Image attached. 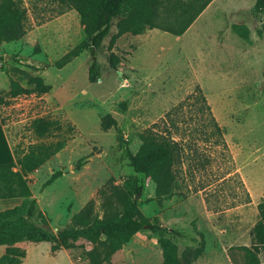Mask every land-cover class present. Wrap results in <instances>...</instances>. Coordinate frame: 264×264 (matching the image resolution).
<instances>
[{
    "label": "rangeland",
    "instance_id": "374dc122",
    "mask_svg": "<svg viewBox=\"0 0 264 264\" xmlns=\"http://www.w3.org/2000/svg\"><path fill=\"white\" fill-rule=\"evenodd\" d=\"M22 1L29 10L27 34L0 44V134L18 151L39 142L66 144L27 176L30 197L0 203V257L11 245L25 251L21 264H89L86 252L93 245L84 240L52 252L54 243L41 235L4 228L13 224L57 238L89 201L98 209V191L111 179L138 189L141 213L166 229L179 255L201 248L192 264H241L234 248L250 245L264 201V16H253L255 0H217L181 37L158 29L118 36L116 19L95 58L82 48L87 40L75 11L49 17L51 0ZM36 16L46 19L38 24ZM73 50L79 55L58 68L56 62ZM111 54L118 58L116 69L109 67ZM93 60L101 76L90 83ZM6 71L24 87L30 74L51 89L10 100ZM197 89L222 138L204 133L211 127ZM177 106L182 109L174 116L179 131L173 136L182 139L185 158L176 195L158 204L154 183L132 170L126 151L135 153L139 135L163 128ZM104 115L116 121L106 132L100 128ZM38 121L50 126L44 136L35 131ZM161 263L157 236L148 227L110 262Z\"/></svg>",
    "mask_w": 264,
    "mask_h": 264
},
{
    "label": "trees",
    "instance_id": "16d2710c",
    "mask_svg": "<svg viewBox=\"0 0 264 264\" xmlns=\"http://www.w3.org/2000/svg\"><path fill=\"white\" fill-rule=\"evenodd\" d=\"M212 0H51L54 10L49 11V17L60 16L68 11H75L79 24L87 42L83 49L92 53L100 49L104 39L109 35L111 24L116 23L117 35L129 33L140 35L146 30L158 29L173 36L180 37L197 17L204 11ZM28 8L22 0H0V44L17 42L28 32ZM35 15V12H32ZM252 13L256 17L264 16V0H255ZM37 15V14H36ZM37 17V16H36ZM41 24L46 18L39 19ZM264 33V21L259 33ZM79 55V50H73L56 62L58 68L67 64L71 58ZM109 67L116 69L118 58L109 56ZM9 81V89L5 94L10 100L24 95L47 94L51 87L38 76L27 74V87L21 85L13 72H5ZM101 76L99 65L95 60L88 68L87 78L95 83ZM197 100L202 106L200 111L209 116L211 131H203L208 135L223 136L222 128L211 115L209 106L200 89H197ZM3 100L0 97V103ZM182 106H177L166 114L163 128L158 124L144 130L140 135V146L135 153L126 151L129 166L135 173L142 174L155 185L154 199L158 204L171 200L175 195L176 183L185 158L184 146L181 138H174L179 131L174 116ZM35 131L44 136L50 126L46 121H38L34 125ZM116 127V121L110 115H104L100 120L103 131ZM159 128L160 130H155ZM35 132V133H36ZM172 132V133H171ZM202 132V131H201ZM124 144H127L121 137ZM65 140L53 143H35L26 150L13 149L14 162L0 165V200L28 198L31 189L27 176L65 147ZM80 165V164H78ZM79 167V166H78ZM53 175L48 184L55 179ZM137 188L123 189L113 185L110 179L98 191V209L95 201H89L78 213L73 215L70 224L66 226L58 237L45 236L41 232L22 226H5L29 235L39 234L46 241L54 244L51 251L61 248H71L84 240L91 243V250L86 252L89 264H110L112 256L125 247L131 239L145 227L157 236V244L161 250V264H192L200 255L201 248H188L178 254L177 246L165 236L166 229L159 225H152L139 209L135 195ZM33 205L31 206V209ZM258 220L250 231V245L234 248L241 254V264H263L264 260V201L257 206ZM25 251L7 246L0 257V264H21ZM235 262V258L232 257Z\"/></svg>",
    "mask_w": 264,
    "mask_h": 264
},
{
    "label": "crops",
    "instance_id": "0c3cea01",
    "mask_svg": "<svg viewBox=\"0 0 264 264\" xmlns=\"http://www.w3.org/2000/svg\"><path fill=\"white\" fill-rule=\"evenodd\" d=\"M217 5V0H212L209 5L204 9V11L202 13H204L207 9H209V7H215ZM253 7V6H252ZM201 13V14H202ZM200 14V15H201ZM253 14V13H252ZM199 15V16H200ZM198 16V17H199ZM253 16H255L253 14ZM197 17V18H198ZM197 20V19H196ZM195 20V21H196ZM194 21V22H195ZM193 22V23H194ZM193 23L190 25V27L186 30L189 31V29L191 28V26L193 25ZM111 28H112V24H111ZM123 35H129V36H132L130 35L129 33H126V34H123ZM121 35V36H123ZM138 36V35H136ZM176 37V36H175ZM181 37V36H180ZM14 154H13V148L10 147V144L8 143V140L6 138V136H4L3 134H0V165L2 164H8V163H12L14 162ZM9 200H12V199H9ZM9 200H0V203L2 202H6V201H9Z\"/></svg>",
    "mask_w": 264,
    "mask_h": 264
}]
</instances>
